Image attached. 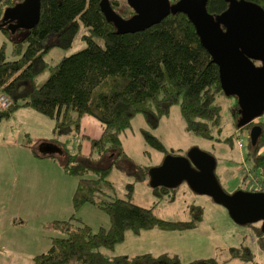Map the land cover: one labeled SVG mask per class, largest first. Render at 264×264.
<instances>
[{
  "label": "trees",
  "instance_id": "trees-1",
  "mask_svg": "<svg viewBox=\"0 0 264 264\" xmlns=\"http://www.w3.org/2000/svg\"><path fill=\"white\" fill-rule=\"evenodd\" d=\"M20 1L0 0V33L11 44L9 52L6 42L0 44V93L12 99L9 108L0 110V122L20 107H31L51 118L54 123L50 142L58 145L64 154L61 167L65 173L78 178L72 196L73 210L93 204L106 211L110 218L108 227L100 226L96 230L74 212L67 219L53 221L51 226L58 235L51 237L45 252L33 257L32 264H222L215 258L185 263L167 253L134 256L107 253L124 238L126 230L136 234L154 227L184 230L196 226L200 220V214H194L188 221L162 219L153 207L131 201L133 183L126 184V198H119L110 179L112 168L120 159L127 158L120 133L131 127L135 115L140 114L145 120L147 127L141 129L142 136L165 155L180 153L166 149L151 131L169 114L172 105H179L188 129L202 137L212 138V128L220 124L221 105L216 98L225 94L219 68L202 46L189 18L183 13L170 14L143 31L123 34L114 22L105 18L101 0H40L35 25L27 28L9 26L8 22L2 25L4 11ZM176 1L170 0V3ZM249 1L264 9V0ZM109 4L122 17L128 18L134 13L128 5L129 14L123 16L118 12L117 0H109ZM227 6L225 0L206 3L207 11L214 16ZM80 24L87 29L81 35L85 46L49 64L46 54L55 46H71ZM46 71V78L39 81ZM228 97L235 99L230 107L232 123L242 129L238 126L237 97ZM83 115L95 117L102 125L100 136L89 138L88 154L83 153L80 144L70 150L57 138L62 133L79 131ZM254 124L262 127V133L255 145L249 139L246 158L264 174V152H259L264 145V121L244 127L250 130ZM35 154L56 156V153L39 151ZM104 159L107 164L100 165ZM151 167H139L136 179H150ZM90 172L95 176L85 177ZM178 186L151 189L156 197L173 199ZM252 191H264V187ZM257 229L264 258V232L261 225ZM232 258L252 261L254 254L247 246L240 250L233 248L223 262Z\"/></svg>",
  "mask_w": 264,
  "mask_h": 264
},
{
  "label": "rangeland",
  "instance_id": "rangeland-1",
  "mask_svg": "<svg viewBox=\"0 0 264 264\" xmlns=\"http://www.w3.org/2000/svg\"><path fill=\"white\" fill-rule=\"evenodd\" d=\"M117 1L118 12L128 15L127 0ZM86 32L80 24L72 45L53 47L46 54V61L55 64L63 56L83 48L81 35ZM47 75L48 71L39 77V81ZM216 101L221 105V117L219 126L212 128V138L191 132L177 104L171 106L169 114L163 116L151 132L166 149L181 155L193 147L212 154L216 158L215 174L228 193L264 187V174L246 158L250 131L245 127L238 129L232 123L230 107L235 99L219 95ZM87 116L92 121L84 119L79 132L72 130L57 136L66 148L71 150L76 141H81L83 152H89V140L82 134L89 133L92 138H97L101 126L93 116ZM260 120L264 121L257 118L253 122ZM52 125L51 118L31 107H20L0 122V264H30L36 254L49 248L51 237L58 235L52 222L67 219L73 212L94 230L109 225V215L96 205L84 204L78 211L73 210L72 196L78 178L63 171V153H56L55 157L35 154L43 143L51 141ZM144 127H147L145 120L137 114L132 118L131 127L120 133L127 158L120 159L110 173L115 196L126 198V184L133 183L131 201L134 204L153 207L154 213L165 220L188 221L194 214H200V220L196 226L184 230L154 227L138 234L126 230L124 238L107 253L130 256L167 253L178 256L185 263L215 258L222 264H249L250 261L239 258L223 262L231 255V249L247 246L254 254V264H264L257 236L261 221L253 225L237 224L224 206L208 195L194 192L186 182H182L173 199H169L167 196L156 197L148 178L136 179L139 167L156 166L166 156L145 140L141 134ZM259 152H264V145ZM106 160L100 165H106ZM94 176L92 172L85 175Z\"/></svg>",
  "mask_w": 264,
  "mask_h": 264
},
{
  "label": "water",
  "instance_id": "water-1",
  "mask_svg": "<svg viewBox=\"0 0 264 264\" xmlns=\"http://www.w3.org/2000/svg\"><path fill=\"white\" fill-rule=\"evenodd\" d=\"M225 1L226 10L215 16L207 11V0H127L134 11L128 18L114 11L109 0H101L100 5L105 18L123 34L143 31L170 14H185L219 68L224 94L237 97L238 126L244 127L264 111V9L249 0ZM39 11L40 0H22L4 11L1 24L31 27L37 23ZM249 131L255 145L262 127L254 124ZM39 152L53 154L62 150L45 142ZM215 167L216 158L199 148H189L184 155L167 154L161 164L150 168V186L173 188L186 182L194 192L208 195L224 206L237 224L261 221L264 232V191L237 189L228 193L220 185Z\"/></svg>",
  "mask_w": 264,
  "mask_h": 264
},
{
  "label": "crops",
  "instance_id": "crops-1",
  "mask_svg": "<svg viewBox=\"0 0 264 264\" xmlns=\"http://www.w3.org/2000/svg\"><path fill=\"white\" fill-rule=\"evenodd\" d=\"M3 42H6L7 43V52H9L10 50H11V44L8 42V40L5 38V36L2 34V33H0V44H2ZM86 117H88L87 115H83L82 116V118H81V120H80V125L82 124V121L84 120V119H88L89 121H92V120H90V118H86ZM95 118V117H94ZM96 119V118H95ZM97 120V119H96ZM143 120H144V118H143ZM54 123V122H53ZM100 126H101V131H100V133H99V135H98V137L100 136V134H101V132H102V125H101V123H100ZM52 127H53V125H52ZM145 128V127H144ZM80 129H81V127H80ZM80 131V130H79ZM78 131V132H79ZM82 135H84V137L83 138H87L88 140H89V138H92V135H90L89 133H83ZM93 138H95V137H93ZM75 140V139H74ZM77 140H79L80 141V139H77ZM81 142V141H80ZM80 142H78V141H76V145H78V144H80L81 145V143ZM90 144V143H89ZM81 149H82V146H81ZM89 149H90V146H89ZM82 151H83V149H82ZM89 152H90V150H89ZM88 152V153H89ZM84 153V152H83ZM88 153H84V154H88ZM226 259H228V257L226 258ZM226 259H224V260H226ZM255 263V261H254V258H253V260L252 261H250V263L249 264H254ZM30 264H32V262L30 263Z\"/></svg>",
  "mask_w": 264,
  "mask_h": 264
},
{
  "label": "built area",
  "instance_id": "built-area-1",
  "mask_svg": "<svg viewBox=\"0 0 264 264\" xmlns=\"http://www.w3.org/2000/svg\"><path fill=\"white\" fill-rule=\"evenodd\" d=\"M11 104H12L11 97L5 93H0V110L9 108L11 106ZM258 118H261L264 120V111H263L262 115L259 116Z\"/></svg>",
  "mask_w": 264,
  "mask_h": 264
}]
</instances>
